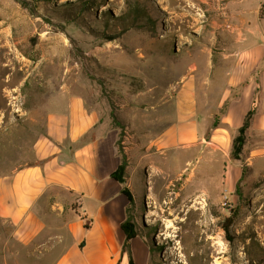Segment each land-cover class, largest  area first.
<instances>
[{"label": "rangeland", "instance_id": "obj_1", "mask_svg": "<svg viewBox=\"0 0 264 264\" xmlns=\"http://www.w3.org/2000/svg\"><path fill=\"white\" fill-rule=\"evenodd\" d=\"M245 1L0 0V176L33 158L47 108L81 97L127 156L138 264H264V168L209 142L232 67L220 63L234 43L227 4ZM187 77L215 82L204 104L221 109L203 138L169 146Z\"/></svg>", "mask_w": 264, "mask_h": 264}, {"label": "crops", "instance_id": "obj_2", "mask_svg": "<svg viewBox=\"0 0 264 264\" xmlns=\"http://www.w3.org/2000/svg\"><path fill=\"white\" fill-rule=\"evenodd\" d=\"M227 7L234 43L220 63L232 67L220 87L218 106L226 108L209 142L227 153L255 108L243 154L247 165L264 168V0ZM200 82L187 77L180 86L178 92L187 88L191 100L188 108H176L177 123L164 135L169 146L180 138L188 145L200 140L208 116L221 109L204 104L215 82ZM72 103L47 108L33 158L0 176V264H129L121 228L128 200L112 177L121 162L118 132L83 98ZM233 166L230 159L225 163L226 170Z\"/></svg>", "mask_w": 264, "mask_h": 264}, {"label": "trees", "instance_id": "obj_3", "mask_svg": "<svg viewBox=\"0 0 264 264\" xmlns=\"http://www.w3.org/2000/svg\"><path fill=\"white\" fill-rule=\"evenodd\" d=\"M262 9H263V7H262ZM262 14H263V11H262ZM255 111H256L255 108H251L245 116L244 123L238 128V133L232 141V149H231L232 159H235V160L241 159V156H242L243 151H244V146H245V143L247 141V133H248V130L250 128L251 121H252V118H253ZM217 124H218L217 121L214 122L213 127H216ZM119 153H120V157H121V162L118 165L117 169L112 173V177L116 181H118L119 183H121L123 185L122 193L127 197V200H128V204L126 207V217L121 222V228L125 234V240H124V244H123V252L128 254L129 264H135L134 258H133V255H132V252L130 249V244H131V240L134 237L141 235V231L138 230L136 222L134 220V217L131 214V205L134 201L133 195L129 191V189L126 186H124V184L126 182V176H127L128 159H127L125 152L122 149H119ZM242 167L243 168H242L241 178L243 177L244 172H245L244 166H242ZM238 188H239V184L237 182L236 190H238ZM233 221H234V217H232V218L229 217L227 219V222L225 224L226 231H229V227L233 223Z\"/></svg>", "mask_w": 264, "mask_h": 264}, {"label": "bare ground", "instance_id": "obj_4", "mask_svg": "<svg viewBox=\"0 0 264 264\" xmlns=\"http://www.w3.org/2000/svg\"><path fill=\"white\" fill-rule=\"evenodd\" d=\"M191 212V211H190ZM201 222L198 223V227H201ZM168 228H171V227H174V222L173 221H168V225H167ZM197 228V225L195 226ZM194 227V229H195ZM162 234V233H161ZM217 264H219V262H217Z\"/></svg>", "mask_w": 264, "mask_h": 264}]
</instances>
